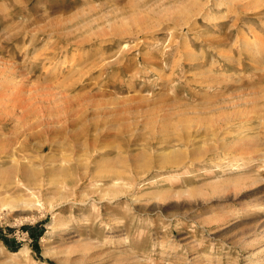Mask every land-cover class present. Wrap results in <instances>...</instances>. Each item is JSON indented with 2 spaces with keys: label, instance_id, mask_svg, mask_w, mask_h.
I'll use <instances>...</instances> for the list:
<instances>
[{
  "label": "rangeland",
  "instance_id": "1",
  "mask_svg": "<svg viewBox=\"0 0 264 264\" xmlns=\"http://www.w3.org/2000/svg\"><path fill=\"white\" fill-rule=\"evenodd\" d=\"M0 80L35 89L1 102L0 147L24 148L43 206L0 193V264H264V161L228 173L223 146L264 154V0H0Z\"/></svg>",
  "mask_w": 264,
  "mask_h": 264
},
{
  "label": "bare ground",
  "instance_id": "2",
  "mask_svg": "<svg viewBox=\"0 0 264 264\" xmlns=\"http://www.w3.org/2000/svg\"><path fill=\"white\" fill-rule=\"evenodd\" d=\"M200 5V4H199ZM192 7H190L187 11V13H184V14H176L175 15V19L177 20H181L185 19V21L187 22V18L189 20V16L191 15H194L195 14V11H198L200 10V7L201 6H198L197 4H191ZM193 6L197 7L196 10H194ZM202 8V7H201ZM201 14V13H200ZM174 15V13H173ZM171 14V16H173ZM207 15V13L205 14ZM174 18V16H173ZM192 19V18H191ZM190 19V20H191ZM116 29H119V28H116ZM247 45V44H246ZM254 48V47H253ZM188 54V53H187ZM189 55V54H188ZM187 55V56H188ZM196 57V56H195ZM225 58V57H224ZM51 68V67H50ZM50 71V70H49ZM5 81H1L0 80V104L1 102H4V99L6 100H10L11 101V104H12V108L16 107V109L18 108H21V107H24L25 105V98L26 97L25 95L28 94V93H32V91H35V89H25L23 88L22 86H17L18 84H16L14 86V88H21L20 91L18 92H15L14 91V88L13 89H6L4 86H2V83H4ZM17 86V87H16ZM13 110V109H12ZM258 110H256L257 112ZM250 113H252L251 111H248V112H243L241 115L243 116H248ZM3 115H6L10 120L11 122L14 121V116H13V113L9 110H7L6 114H3ZM167 115H164L163 118H165ZM156 118V117H155ZM231 116L227 115V116H220L219 118H217V120L221 121V122H225L227 121L228 119H230ZM240 118V117H239ZM244 117H241L240 119L238 120H244L246 118ZM24 120V119H23ZM167 120V119H165ZM157 121V119H152V120H149L148 122H146L149 126H154L155 127V123ZM29 122L28 120L24 121V122H21L19 121L17 123V127L15 126L14 128H25V125L26 123ZM165 122L167 121H162L161 122V127L160 128H163V126L165 125ZM238 122V121H236ZM241 122V121H240ZM238 122V123H240ZM244 122V121H243ZM175 123V122H174ZM172 123V124H174ZM178 123V122H177ZM209 123V122H208ZM13 124V123H12ZM153 124V125H152ZM158 124V123H157ZM176 124V123H175ZM186 122H182V121H179L178 125L179 127H181L182 125L185 126ZM225 124V123H224ZM177 125V124H176ZM236 125V124H235ZM12 126V125H11ZM147 126V125H146ZM169 126V125H168ZM182 126V127H184ZM224 126V125H223ZM228 125H226L225 127H227ZM244 125H242L241 128H243ZM177 127V126H175ZM187 127V126H185ZM158 128V127H157ZM224 128V127H223ZM246 128V127H245ZM236 129V128H235ZM158 130V129H156ZM231 131V130H230ZM238 131V129H237ZM158 133V132H157ZM222 133V132H221ZM25 134V133H24ZM223 137V136H222ZM24 139V137H23ZM235 139V138H234ZM20 140V139H19ZM21 141V140H20ZM25 141V140H24ZM230 141V140H229ZM18 143H21V142H18ZM25 143V142H23ZM27 143V142H26ZM25 143V144H26ZM224 143V142H223ZM216 145V144H215ZM223 146L229 150H232L233 152L235 151V153L233 154H238L240 156V158H233V159H230L228 160V164H227V169H229L228 173H235V172H238L242 169H247L249 167H252V166H256L258 165L259 167V162H263L264 161V154H259L257 153V155L255 154V150L257 148V144L254 140L252 139H247V138H242V139H238L237 141H231V142H227V143H224ZM215 147V146H214ZM214 149V148H213ZM210 149H208L209 151ZM207 150H203V149H197V150H194L193 153H192V157H194V159H197V158H200L202 157L203 153L206 152ZM230 152V151H229ZM28 154V153H26ZM176 154V153H175ZM231 154V153H229ZM232 154V155H233ZM39 155V154H38ZM40 156V155H39ZM9 158L11 159L13 162L12 164H10L9 167H0V193L2 192H5L7 190H14L16 189L17 186H20V187H23V188H27L29 190V193H32L33 194V198L32 199H28V200H20V202L18 203H13L12 201H7L6 203H4V206L5 207H8V209L10 211H25V212H30L32 209H36V210H41L43 209V206L42 204L40 203V201L36 198L37 196H35V189L36 187H40L41 186V183L39 182L38 180V171L33 167L31 166L30 164H28V158H25L24 157V148L22 149V146H19L17 147V143L15 144H8L6 146H1L0 147V158ZM42 157V156H40ZM46 157V156H45ZM164 157V156H163ZM158 158L159 160V163L161 162V164H173V165H179L178 163V160L176 158V156L174 157H170V158ZM43 158V157H42ZM122 160H117V164L115 165V167H113L114 169H119L120 168V165L119 164H123L125 163L123 161V158H121ZM131 162L138 168V169H147L150 165V159L149 158H146L144 155H141V154H135L133 156H131ZM10 160V161H11ZM40 160V159H39ZM45 160V159H44ZM179 160H181L179 158ZM43 161V160H42ZM186 162V161H185ZM182 164V163H181ZM180 164V165H181ZM262 164V163H261ZM161 166H164V165H161ZM112 168V170H114ZM111 169V168H110ZM109 169V170H110ZM122 170V169H121ZM225 170V169H224ZM249 179L252 181L251 183H254L256 182V180H254V178L252 177H249ZM230 180H233L231 181L232 184L234 186H240V185H245L246 184V181L248 180L247 179H244V178H241V177H238V176H235L233 178H230ZM220 186V184L218 183V186H214L213 188L214 189H218ZM221 187V186H220ZM213 190V189H212ZM188 192H190L191 190H186ZM215 191V190H213ZM121 191L119 192H116V193H113L110 197L111 199L118 196L119 194L121 195ZM159 196V195H158ZM65 198H67L66 195L64 196H60L59 199L60 201L56 204H48L49 208H52L54 209L55 207H58V206H62L64 203H67L69 200H65ZM64 201H63V200ZM105 199V198H103ZM108 199V198H107ZM106 200V199H105ZM74 202V201H73ZM80 203H85L84 201H80ZM47 206V207H48ZM260 208H263L261 206H259ZM246 209V208H245ZM252 209V208H251ZM254 209V208H253ZM259 210V209H258ZM246 211V210H245ZM247 211H249L247 209ZM255 211V210H254ZM257 212V211H256ZM261 212V211H260ZM258 211V213H260ZM106 223V222H105ZM57 224L54 223L52 229H57L59 227H62L63 224L60 223L58 224L59 227L56 226ZM119 226V225H118ZM263 229V228H262ZM26 248H23L21 253H26ZM106 253V252H105Z\"/></svg>",
  "mask_w": 264,
  "mask_h": 264
}]
</instances>
